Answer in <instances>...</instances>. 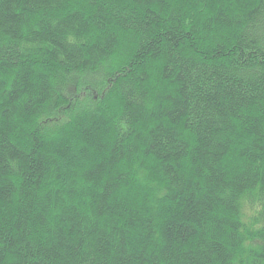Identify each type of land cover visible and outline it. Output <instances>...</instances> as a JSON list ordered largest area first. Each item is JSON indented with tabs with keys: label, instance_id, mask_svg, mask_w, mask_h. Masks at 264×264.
Masks as SVG:
<instances>
[{
	"label": "trees",
	"instance_id": "1",
	"mask_svg": "<svg viewBox=\"0 0 264 264\" xmlns=\"http://www.w3.org/2000/svg\"><path fill=\"white\" fill-rule=\"evenodd\" d=\"M0 264H264V0H0Z\"/></svg>",
	"mask_w": 264,
	"mask_h": 264
}]
</instances>
